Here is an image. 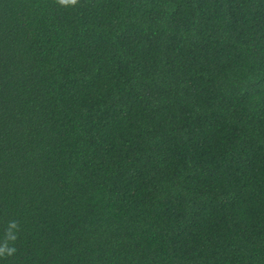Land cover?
<instances>
[{
  "label": "trees",
  "instance_id": "16d2710c",
  "mask_svg": "<svg viewBox=\"0 0 264 264\" xmlns=\"http://www.w3.org/2000/svg\"><path fill=\"white\" fill-rule=\"evenodd\" d=\"M0 264H264V0H0Z\"/></svg>",
  "mask_w": 264,
  "mask_h": 264
}]
</instances>
